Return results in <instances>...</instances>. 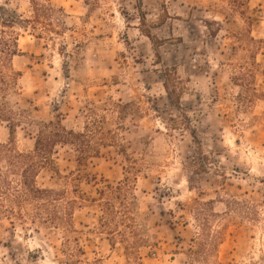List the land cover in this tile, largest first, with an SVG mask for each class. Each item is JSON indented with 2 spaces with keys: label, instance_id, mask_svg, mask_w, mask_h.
<instances>
[{
  "label": "rangeland",
  "instance_id": "1",
  "mask_svg": "<svg viewBox=\"0 0 264 264\" xmlns=\"http://www.w3.org/2000/svg\"><path fill=\"white\" fill-rule=\"evenodd\" d=\"M14 38L0 143L60 120L102 144L35 179L75 231L1 215L0 264H264V0H0Z\"/></svg>",
  "mask_w": 264,
  "mask_h": 264
},
{
  "label": "trees",
  "instance_id": "2",
  "mask_svg": "<svg viewBox=\"0 0 264 264\" xmlns=\"http://www.w3.org/2000/svg\"><path fill=\"white\" fill-rule=\"evenodd\" d=\"M16 43L15 38L8 42L1 40L3 48L0 52L8 66H11V58L17 54ZM0 81L2 83V77ZM101 141L102 139L97 138L90 129L88 121L81 131H73L66 129L60 120H57L42 123L39 126L32 149L29 151L16 150L10 141L0 143V167L1 162L4 164V169L0 168V216L9 220L14 218L25 220L29 217L31 222L39 221L51 227L62 226L67 232L75 231L72 214L76 200L67 198L65 192L61 190L37 186L35 179L40 169L53 167L52 154L56 145L73 146L77 152L76 163L82 166L90 156L97 153L96 145L99 142L102 144ZM126 159L133 163L135 161L129 156H126ZM80 175L81 173H76L74 179L77 180ZM12 177L15 178L12 179ZM120 188V185L106 184L103 189L97 190V193L110 198L115 195V190ZM3 202L8 203L9 206H5ZM25 204L31 205V213H26L23 208ZM105 221L107 225H116L108 214ZM67 264H77V262L70 260Z\"/></svg>",
  "mask_w": 264,
  "mask_h": 264
}]
</instances>
